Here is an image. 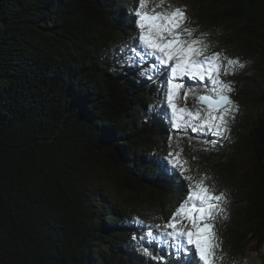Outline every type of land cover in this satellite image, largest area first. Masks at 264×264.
<instances>
[{
	"label": "trees",
	"instance_id": "16d2710c",
	"mask_svg": "<svg viewBox=\"0 0 264 264\" xmlns=\"http://www.w3.org/2000/svg\"><path fill=\"white\" fill-rule=\"evenodd\" d=\"M185 1L197 7L189 27L208 53L264 75V0ZM134 4L0 0V264H196L157 245L162 259H152L132 239L144 232L134 217L163 224L185 199L189 182L163 171L182 143L184 175L237 205L218 257L237 264L250 244L264 245V91L232 98L234 146L173 134L161 84L138 82L125 62ZM190 86L191 106L210 94ZM243 156L253 167L241 175Z\"/></svg>",
	"mask_w": 264,
	"mask_h": 264
},
{
	"label": "snow or ice",
	"instance_id": "6c2138e0",
	"mask_svg": "<svg viewBox=\"0 0 264 264\" xmlns=\"http://www.w3.org/2000/svg\"><path fill=\"white\" fill-rule=\"evenodd\" d=\"M166 3L168 0H135L132 12L134 39L140 47L134 43L124 53L125 62L143 65V75L147 79L161 81V103L166 104L168 110L163 115L170 120L173 129H191L192 132L223 137L229 131L227 117L233 115L237 106L228 95L233 91L232 85L224 83L221 76L234 70L239 61L223 57L219 52L206 54L209 44L188 27L186 10L171 4L165 7ZM149 57L151 61L146 62ZM185 78L207 81L212 86L210 94L195 97L197 104L201 105L195 110L178 103L193 94L192 87L183 83ZM181 155L182 150L173 151L170 146L163 158L166 162L163 171H178L183 180L189 182L185 199L163 224L147 225L134 217L131 223L139 225L144 232L140 236L134 234L132 239L141 241L139 250L152 259L162 257H157L149 245L155 246L166 240L175 256L195 255L200 264H216L218 259L222 260V254L217 255L221 242L215 234L213 222L225 211V196L217 194L205 179L194 180L191 175H184L189 169L187 161L180 159ZM222 264L226 262L222 260Z\"/></svg>",
	"mask_w": 264,
	"mask_h": 264
},
{
	"label": "rangeland",
	"instance_id": "374dc122",
	"mask_svg": "<svg viewBox=\"0 0 264 264\" xmlns=\"http://www.w3.org/2000/svg\"><path fill=\"white\" fill-rule=\"evenodd\" d=\"M171 5L173 7H180V8H183L186 10V16H187V19L189 22L188 23V27H189V24L191 22L192 17H195V15H196L197 7H195L192 3L187 2L185 0L175 1ZM165 7H168V5H166ZM157 10L159 11L160 9H157ZM140 51L143 52V49H140ZM206 54L210 55L211 53H208V51H207ZM250 59H251L250 63H253L255 60V58H250ZM150 61H151V58L149 57L146 62H150ZM126 68H128V67L126 66ZM128 69L139 78L140 81H138V82L148 81V82H152L154 85H157V86L161 84L160 80H149V79H147L143 75L144 68H143V65H141V64H133L132 63V66L129 67ZM243 76H245V77H243ZM221 79L223 80L224 83H228V84L232 85L233 91L228 94L232 101H233L232 98L236 97V96H243V97H247L248 99H250L252 97L254 98L256 96V94H258V93L254 92L255 90H259V92L264 91V75L257 76L256 70L254 68H251V69L247 68V66L245 64H243V67H240V66L235 67V69L232 71H229L227 75H222ZM256 79L262 80L261 84L256 83L254 81ZM183 83L186 85V87L189 86L190 84H194V86H198V87L206 86L209 88V90L212 87L210 82H207V81H205V82L191 81V80H188L187 78L184 79ZM183 91L184 90H181L182 93H183ZM178 103H179V106H181V107L186 106L190 110H195V107H200V105H198V104H197V106H191L184 99H180L178 101ZM253 105H254V101H251V104L249 106V109H251V110L250 111L247 110V112L250 113L251 115H254L257 113V109ZM240 113H241V110H236L233 113V115L227 117V119L229 121V124H228L229 131H227L223 137H217L212 133H196V132H192L191 129H187V130L181 129L179 131L174 129L173 134H175L179 137H185V135H187V134L188 135L193 134L196 136H206V137H209L218 143L229 144L230 146H234L232 141L234 140V133H235L236 126L238 125V123L240 121ZM186 146H185V144L182 143L181 147L179 148L178 151L182 150V155H181L180 159L187 161L186 167L189 169L190 161H189L188 155L186 153V149H187ZM239 163L242 167L241 168V175H244L245 173L250 171L253 167L252 160L246 156L241 157ZM187 172L188 171H186L184 174H187ZM214 190H215V192L217 191L216 189H214ZM223 205L225 208L224 213L221 216H218L217 219L213 222L215 225V234L221 242V248L217 249V252H219L224 247L223 234L225 233V224H226L225 219H227L228 216H232L237 209V205L232 203L231 201H229L226 198L223 201ZM157 248L159 250L161 248L168 249V250L171 249L168 247V243L166 240H164L161 243H158ZM192 257H194L196 264H200L198 256L192 255ZM216 264H220L219 259L217 260ZM237 264H264V245L262 246L261 249H256V242H253L252 244H250L247 251L238 260Z\"/></svg>",
	"mask_w": 264,
	"mask_h": 264
},
{
	"label": "water",
	"instance_id": "95a60500",
	"mask_svg": "<svg viewBox=\"0 0 264 264\" xmlns=\"http://www.w3.org/2000/svg\"><path fill=\"white\" fill-rule=\"evenodd\" d=\"M204 95H206V94H204ZM201 106V105H200ZM203 107H206V105H204Z\"/></svg>",
	"mask_w": 264,
	"mask_h": 264
}]
</instances>
